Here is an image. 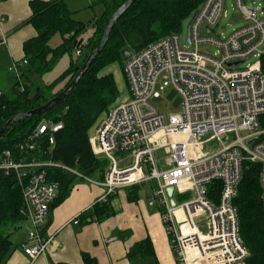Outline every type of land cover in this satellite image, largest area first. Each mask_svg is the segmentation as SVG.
Instances as JSON below:
<instances>
[{
	"label": "built area",
	"instance_id": "2783aa9c",
	"mask_svg": "<svg viewBox=\"0 0 264 264\" xmlns=\"http://www.w3.org/2000/svg\"><path fill=\"white\" fill-rule=\"evenodd\" d=\"M235 5L247 23L230 35H211L226 13L225 0H204L191 24L189 46L182 44L179 33H173L126 60L130 96L112 105L90 135L93 153L108 161L103 180L43 158L42 142L48 148L55 145L62 121L43 118L13 148L0 149V171L15 173L22 193L20 213L30 224L23 244L26 255L32 259L46 255L53 242L46 226L61 184L50 178V172L62 169L102 185L105 193L97 202H107L118 189L155 180L148 203L161 212L177 264L245 261L250 252L240 234L234 200L243 179V164L256 162L261 165L264 208V128L260 120L264 115V16L260 6L248 7L244 0H235ZM202 45L216 51L212 55ZM251 56L260 59L242 66ZM239 61L238 66H229ZM26 64L23 59L13 65L21 90ZM168 86L182 95L183 105L182 112L171 114L167 121L150 100L161 97ZM214 181L221 182L217 200L209 197ZM170 186L174 187L172 196ZM190 191L189 200L177 202L176 193ZM74 223H80V215Z\"/></svg>",
	"mask_w": 264,
	"mask_h": 264
},
{
	"label": "trees",
	"instance_id": "16d2710c",
	"mask_svg": "<svg viewBox=\"0 0 264 264\" xmlns=\"http://www.w3.org/2000/svg\"><path fill=\"white\" fill-rule=\"evenodd\" d=\"M105 11L100 19L83 23L72 17L64 0L33 1L30 23L37 30V35L24 42L25 60L28 70L24 71L25 88L21 90L18 82L14 84L11 96H0V129L13 116L49 101L59 94L75 77L77 67L82 66L88 56L103 40L106 26L112 14L126 0H102ZM204 0H137L121 16L113 27L109 40L102 52L89 67L72 91L57 105L47 112L32 118L16 121L6 131L0 141V149L13 146L26 137L43 118L56 122L62 121L64 127L55 133L56 143L48 148L42 142L40 152L43 158H52L62 164L77 168L90 177L104 178L108 161L97 157L92 150L90 135L99 119L116 104L120 90L111 73L103 74V70L114 63L127 60V49L138 52L152 42L179 33L182 25ZM94 28L93 35L84 44L82 33L87 26ZM63 35V43L57 48L49 46L50 39L56 34ZM80 50L77 60H72L69 68L59 78L47 85L35 86L30 77L43 76L54 69L55 64L72 51ZM80 59V60H79ZM264 70V54L261 55ZM51 91L48 94V91ZM264 125V115L260 117ZM261 165L245 161L243 179L238 187V195L234 203L238 209L240 234L250 252L245 259L246 264H264V208L261 201L259 181ZM50 178L60 181V191L52 209L69 194L75 176L62 170L53 169ZM221 182L214 181L209 186V197L215 200L220 194ZM22 193L15 173L0 171V264H4L12 249L11 235L25 218L20 213ZM110 203L97 202L92 211L80 214V221H100L109 215ZM149 241L145 240L130 250V257L152 255V246L147 249ZM84 264H98L92 255L82 253Z\"/></svg>",
	"mask_w": 264,
	"mask_h": 264
},
{
	"label": "crops",
	"instance_id": "0c3cea01",
	"mask_svg": "<svg viewBox=\"0 0 264 264\" xmlns=\"http://www.w3.org/2000/svg\"><path fill=\"white\" fill-rule=\"evenodd\" d=\"M33 1L51 0H0V91L6 96L14 93L16 76L13 65L25 58L24 42L37 35L36 28L30 23ZM64 1L72 17L83 23L100 19L105 11L102 0ZM27 70L28 64L22 71ZM111 72L107 67L102 73ZM124 73L122 86L126 91L118 102L130 96ZM148 183L151 182L118 189L109 197V215L100 221L82 220L76 224L75 217L92 211L91 206L104 195L105 188L75 178L69 194L51 211L46 233L53 236V242L48 246L46 255L32 259L25 254L23 244L30 224L24 219L11 235L12 249L4 264H84L83 252L95 257L98 264H177L174 246L159 208L141 199L140 186ZM145 240L150 242L147 249L152 246L153 254L130 257V250Z\"/></svg>",
	"mask_w": 264,
	"mask_h": 264
},
{
	"label": "rangeland",
	"instance_id": "374dc122",
	"mask_svg": "<svg viewBox=\"0 0 264 264\" xmlns=\"http://www.w3.org/2000/svg\"><path fill=\"white\" fill-rule=\"evenodd\" d=\"M244 3L248 7H251V8H254L255 6H260L263 11L262 16H264V0H244ZM235 6H236L235 0H225L226 13L220 19L217 27L214 28L213 32L211 33L212 36L226 37L230 35L233 32V30L247 23V20L243 18V15L241 14L239 10L235 8ZM103 10H104V7H103ZM190 18L191 16L184 21L182 25V29L179 31L182 44L188 45V46H189V42L187 41V36H188L187 27H188ZM87 23H90V22H87ZM92 31H93V26L90 24L89 26H87L86 30L82 33L83 42H86L89 39V37L93 34ZM63 40H64L63 35L58 32L50 39L49 46L51 48H57L63 43ZM262 48H264V44ZM201 49L203 51H207L208 53L212 55L216 51L215 47H212L209 45H202ZM78 58L79 57L76 51L68 52L64 54V56L55 64L53 70L47 72L45 75L40 76V77L36 75H32L30 79L34 82L35 86H42L47 89V85L55 82L59 78L61 73L67 68H69L71 61L77 60ZM259 59H260L259 56H251L246 60V62L242 66H246L247 63H254L258 61ZM125 63H126V60H124L122 63H114L108 67V69H110V71H112L115 74L119 82L120 98L123 97L126 91L125 90L126 88L122 86V83H123L122 78H123V73L125 69ZM47 91H48V94H50L51 91L49 90ZM150 101L152 104H154L157 108H159L165 114L167 121L171 114H177V113L182 112L183 97L173 86H168L163 92V94L161 95V97L152 98ZM105 114L101 117V119H99L97 124L92 128L91 133L94 132L97 125L104 118ZM263 123H264V120H263ZM262 127L264 128V125H262ZM215 146L217 147V144ZM105 172H106V169H105ZM155 185H156V181L154 180L151 183L140 186L139 192H140L141 199L145 201L146 203H148V196L151 194V188H154ZM191 197H192L191 191L189 193H186L185 195H177V193L175 194V198L178 203L187 201ZM202 230L205 231L206 228H202ZM239 263L245 264V262H239Z\"/></svg>",
	"mask_w": 264,
	"mask_h": 264
},
{
	"label": "water",
	"instance_id": "95a60500",
	"mask_svg": "<svg viewBox=\"0 0 264 264\" xmlns=\"http://www.w3.org/2000/svg\"><path fill=\"white\" fill-rule=\"evenodd\" d=\"M135 1H137V0H126L112 14V16L110 17V19L108 21V24L106 26V30H105V34H104L103 40L98 45V47L92 51V53H90L88 56L85 57V61H84L83 65L77 67L78 72L75 75V77L72 79V81L59 94H57L56 96H54L49 101H47L46 103L42 104L41 106H38L36 108L30 109V110H27V111L19 112L15 116L11 117L2 126V128L0 129V141L3 138V136L5 135L7 129L12 124H14L16 121H19V120L24 119V118L36 117V116H39V115L47 112L52 107H54L55 105L59 104L72 91V89L78 84L80 79L85 75V73L87 72L89 67L92 65V63L95 61L97 56L102 52L103 48L105 47V45L107 44V42L109 40L110 33H111L113 27L115 26L116 22L121 18V16L129 9V7ZM197 13H198V9L193 12V14L191 15L190 21L188 23V27H187V30H188L187 41H189V42H190V28H191V24H192L193 19L197 15ZM208 30H209V28H208ZM124 53H125L126 58L128 59L133 54V51L130 50V49H127V51H125ZM241 63H242V61L234 62V63H230L229 66L230 67H235V66H238ZM173 192H174V187L170 186L168 188L169 195L172 196ZM172 202L175 203L174 200H172Z\"/></svg>",
	"mask_w": 264,
	"mask_h": 264
}]
</instances>
